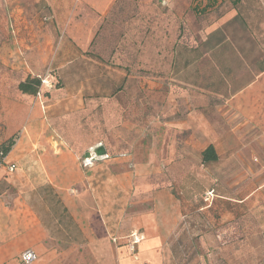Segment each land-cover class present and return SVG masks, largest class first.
Segmentation results:
<instances>
[{
    "label": "rangeland",
    "instance_id": "1",
    "mask_svg": "<svg viewBox=\"0 0 264 264\" xmlns=\"http://www.w3.org/2000/svg\"><path fill=\"white\" fill-rule=\"evenodd\" d=\"M263 68L264 0H0V146L14 140L0 192L52 198L49 179H67L74 196L95 176L118 179V195H145L149 173L136 167L156 163L181 92L221 106ZM28 76L41 81L35 96L17 89ZM221 167L176 173L173 195L209 207L181 224L200 234L175 242L169 264H264V171Z\"/></svg>",
    "mask_w": 264,
    "mask_h": 264
},
{
    "label": "crops",
    "instance_id": "2",
    "mask_svg": "<svg viewBox=\"0 0 264 264\" xmlns=\"http://www.w3.org/2000/svg\"><path fill=\"white\" fill-rule=\"evenodd\" d=\"M205 97L183 90L173 117L165 114L161 123L166 127L165 140L152 153L158 157L153 159L156 163L148 160L136 167V172L149 173L142 179L145 195H118V179L102 181L95 176L74 196L67 179L55 184L49 179L51 192L60 194L52 198L33 195L30 199L23 191L14 196L0 192V264H21L20 254L27 249L36 255L31 264H169L171 253L178 248L175 242L200 234L181 224L201 221L200 215L209 207L173 195L172 188L179 183L176 173L187 181L191 172L215 164L225 166L221 171H264V71L257 72L247 87L221 106ZM251 132L260 133V142L247 148ZM209 146L216 153L215 162L202 161L201 153ZM233 147H242L237 160L225 159V151ZM253 156L256 164L251 162ZM231 165L238 167H227ZM92 171L96 173V167ZM155 172L161 173L158 182L163 181L158 187L149 179ZM106 184L109 195L103 197L99 190ZM103 201L109 204L108 212H103ZM133 232L142 237L135 253L127 242Z\"/></svg>",
    "mask_w": 264,
    "mask_h": 264
},
{
    "label": "trees",
    "instance_id": "3",
    "mask_svg": "<svg viewBox=\"0 0 264 264\" xmlns=\"http://www.w3.org/2000/svg\"><path fill=\"white\" fill-rule=\"evenodd\" d=\"M195 8L197 7L195 6ZM205 8L206 5L203 3V8L201 10H204ZM262 71H264V68L261 72ZM40 86L41 81L39 78L28 76L24 81L18 83L17 89L23 95L35 96L39 93ZM13 145L14 140L13 138H10L6 143L0 146V160L8 155ZM97 152H99V154H103V150L101 149H98ZM201 157L203 162H215L217 160L216 153L212 146H209L202 151Z\"/></svg>",
    "mask_w": 264,
    "mask_h": 264
},
{
    "label": "built area",
    "instance_id": "4",
    "mask_svg": "<svg viewBox=\"0 0 264 264\" xmlns=\"http://www.w3.org/2000/svg\"><path fill=\"white\" fill-rule=\"evenodd\" d=\"M165 0H162V4L164 3ZM15 166L12 164L9 166L8 170L10 172L14 171ZM212 192L207 193V196H209ZM205 201L208 200V198L204 199ZM130 237L132 238L131 241L129 242L128 249L131 252H134L136 250L137 245L141 242L142 237L137 234L136 232H133ZM36 260V255L33 251L27 249L23 251L20 254L19 261L21 264H31Z\"/></svg>",
    "mask_w": 264,
    "mask_h": 264
}]
</instances>
